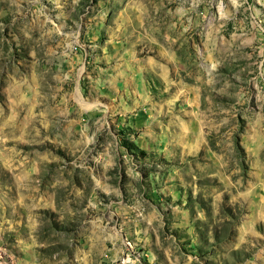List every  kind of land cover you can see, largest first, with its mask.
Wrapping results in <instances>:
<instances>
[{
    "label": "rangeland",
    "instance_id": "obj_1",
    "mask_svg": "<svg viewBox=\"0 0 264 264\" xmlns=\"http://www.w3.org/2000/svg\"><path fill=\"white\" fill-rule=\"evenodd\" d=\"M0 264H264V0H0Z\"/></svg>",
    "mask_w": 264,
    "mask_h": 264
}]
</instances>
